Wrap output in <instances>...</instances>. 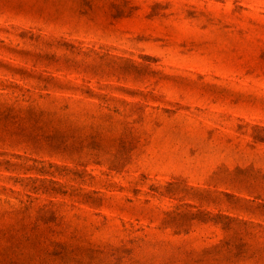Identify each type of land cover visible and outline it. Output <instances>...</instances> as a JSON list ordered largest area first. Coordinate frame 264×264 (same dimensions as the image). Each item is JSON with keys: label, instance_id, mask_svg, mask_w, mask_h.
I'll return each instance as SVG.
<instances>
[{"label": "rangeland", "instance_id": "obj_1", "mask_svg": "<svg viewBox=\"0 0 264 264\" xmlns=\"http://www.w3.org/2000/svg\"><path fill=\"white\" fill-rule=\"evenodd\" d=\"M0 264H264V0H0Z\"/></svg>", "mask_w": 264, "mask_h": 264}]
</instances>
